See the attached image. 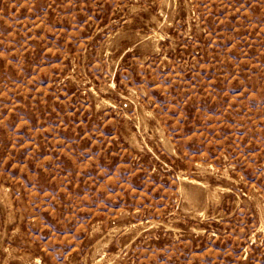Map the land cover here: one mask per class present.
<instances>
[{
	"label": "rangeland",
	"instance_id": "374dc122",
	"mask_svg": "<svg viewBox=\"0 0 264 264\" xmlns=\"http://www.w3.org/2000/svg\"><path fill=\"white\" fill-rule=\"evenodd\" d=\"M0 264H264V0H0Z\"/></svg>",
	"mask_w": 264,
	"mask_h": 264
}]
</instances>
